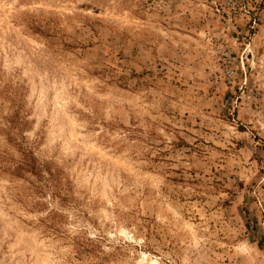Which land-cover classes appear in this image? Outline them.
I'll return each mask as SVG.
<instances>
[{"label": "rangeland", "instance_id": "obj_1", "mask_svg": "<svg viewBox=\"0 0 264 264\" xmlns=\"http://www.w3.org/2000/svg\"><path fill=\"white\" fill-rule=\"evenodd\" d=\"M0 264H264V0H0Z\"/></svg>", "mask_w": 264, "mask_h": 264}, {"label": "trees", "instance_id": "obj_2", "mask_svg": "<svg viewBox=\"0 0 264 264\" xmlns=\"http://www.w3.org/2000/svg\"><path fill=\"white\" fill-rule=\"evenodd\" d=\"M25 166H27V167H31V171L33 172L34 171V165H31V166H29V164H28V162H25V158H24V161L22 160V162L20 163V164H18V166L17 167H15V169H14V173H15V170L17 171V170H20L21 168H23V167H25ZM52 219H53V217H52Z\"/></svg>", "mask_w": 264, "mask_h": 264}]
</instances>
